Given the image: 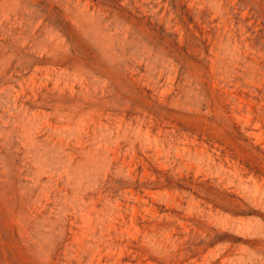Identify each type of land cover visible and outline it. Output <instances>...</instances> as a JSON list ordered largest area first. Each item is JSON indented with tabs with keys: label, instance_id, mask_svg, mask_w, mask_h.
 Here are the masks:
<instances>
[{
	"label": "rangeland",
	"instance_id": "374dc122",
	"mask_svg": "<svg viewBox=\"0 0 264 264\" xmlns=\"http://www.w3.org/2000/svg\"><path fill=\"white\" fill-rule=\"evenodd\" d=\"M0 264H264V0H0Z\"/></svg>",
	"mask_w": 264,
	"mask_h": 264
}]
</instances>
